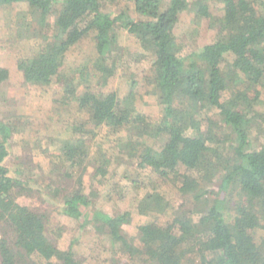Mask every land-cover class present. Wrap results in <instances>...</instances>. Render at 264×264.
<instances>
[{"label": "trees", "instance_id": "16d2710c", "mask_svg": "<svg viewBox=\"0 0 264 264\" xmlns=\"http://www.w3.org/2000/svg\"><path fill=\"white\" fill-rule=\"evenodd\" d=\"M121 3L118 13L105 10ZM213 3L221 16L212 13ZM15 4H26L30 23L41 26L38 48L18 63L25 81L60 84L65 103L76 102L81 115L69 128L72 138L60 137L50 180L27 174L21 159L7 163L17 128L0 122V224L7 229L0 235V264H84L72 247L52 241L46 214L20 200L33 194L80 230L108 237L116 246L113 264H264V144L253 146L251 139L264 123L257 109L264 88V0H0V9ZM184 12L218 28L214 41L189 54L176 34ZM122 29L140 46L137 63L152 57L146 80L157 116L137 107V79L124 97L106 90L130 64L119 42ZM86 41L91 52L68 73V52ZM9 77L0 66V87ZM103 127L125 131L120 152L178 188L180 201L168 220L161 217L171 202L158 188L139 199L138 212L153 218L132 236L125 232L131 211L95 205L83 177L93 167L94 177L104 179L112 159L102 147L91 154L85 135ZM132 182L135 190L145 186Z\"/></svg>", "mask_w": 264, "mask_h": 264}, {"label": "rangeland", "instance_id": "374dc122", "mask_svg": "<svg viewBox=\"0 0 264 264\" xmlns=\"http://www.w3.org/2000/svg\"><path fill=\"white\" fill-rule=\"evenodd\" d=\"M214 5L213 3L212 13L215 17L221 16V8ZM121 7H124V3L120 6L107 4L105 10L118 13ZM27 9L26 4H15L0 9V66L10 71L9 79L0 87V122H13L17 128L16 133L10 138L12 150L7 163L11 165L21 159L29 167L30 173L27 174L35 179L39 177L50 180L53 171L52 154L61 144L60 137L62 140L72 138L69 128L81 114L78 112L76 102L65 103L60 84L53 83L48 86L29 84L18 68L21 58L34 54L41 34L38 31L41 26L36 21L30 23L31 17L25 12ZM133 16L136 15L133 13ZM212 22V19L207 17L197 18L193 12L181 14L176 34L179 42L184 45V54L200 51L204 45L216 39L218 28L213 26ZM119 42L125 49L124 59L130 64L125 71L120 69L119 75L110 79L106 90H117L120 96L124 97L131 89V80L137 79L139 92L137 107L143 112L157 116L159 112L157 97L150 92L151 88L146 80L152 65V57L136 62L135 57L141 49L135 37L127 30L120 31ZM90 49L91 44L86 41L68 52L66 71L70 73L72 69L81 67L86 52L90 53ZM261 98L263 103H260L257 109L264 113V88ZM262 127L255 128L251 135L253 146L259 147L264 144V123ZM124 135L125 131L115 133L107 127L98 129L96 135H85L90 153L97 154L102 147L112 159V163L104 179L94 177L93 167H89L83 179L86 191L94 193L97 207L109 213L126 210L132 212V223L125 227V232L132 236L137 232L136 226L153 218L138 212L139 199L155 188L161 190L170 200L172 208L161 217L162 221H166L172 217L180 201V192L171 180H163L151 168H139L136 159L132 160L127 154L120 152L118 138ZM133 179H137L145 186L135 190ZM64 183L68 184L65 181ZM42 199L39 194H33L20 200L32 209L46 214L48 232L56 245L62 249L72 247L84 264H113L112 256L116 246L108 237L94 233L91 229L80 230L73 220L59 214ZM187 209H193L192 204ZM6 230L5 226L0 224V235ZM261 234H264V231H261ZM261 234L259 240L262 238ZM23 264L28 263L24 261Z\"/></svg>", "mask_w": 264, "mask_h": 264}]
</instances>
